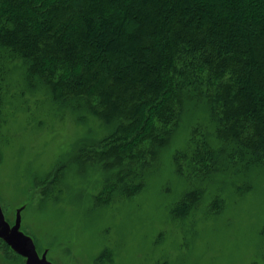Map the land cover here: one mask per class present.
<instances>
[{
  "label": "trees",
  "instance_id": "trees-1",
  "mask_svg": "<svg viewBox=\"0 0 264 264\" xmlns=\"http://www.w3.org/2000/svg\"><path fill=\"white\" fill-rule=\"evenodd\" d=\"M15 64L109 130L78 154L109 172L103 195L140 191L199 108L208 126H191L173 155L189 181L177 215L200 203L218 156L231 168L264 163V0H0V106Z\"/></svg>",
  "mask_w": 264,
  "mask_h": 264
},
{
  "label": "rangeland",
  "instance_id": "rangeland-1",
  "mask_svg": "<svg viewBox=\"0 0 264 264\" xmlns=\"http://www.w3.org/2000/svg\"><path fill=\"white\" fill-rule=\"evenodd\" d=\"M1 102L0 239L9 249L0 264H264V163L231 168L218 156L200 203L185 216L173 210L189 189L173 155L191 126H208L200 108L184 114L140 191L107 196L109 172L78 155L109 131L95 117L55 104L19 64ZM215 196L222 206L211 211Z\"/></svg>",
  "mask_w": 264,
  "mask_h": 264
},
{
  "label": "flooded vegetation",
  "instance_id": "flooded-vegetation-1",
  "mask_svg": "<svg viewBox=\"0 0 264 264\" xmlns=\"http://www.w3.org/2000/svg\"><path fill=\"white\" fill-rule=\"evenodd\" d=\"M0 226H2V225H0ZM5 235H6V237H5V239L4 240H8L9 242H10V233H9V231L7 232L6 231V233H5ZM1 236V235H0ZM12 245V244H11ZM8 249H9V246L7 245V243H5L4 241H2L1 239H0V250L4 253V254H6L7 253V251H8ZM15 252V251H14Z\"/></svg>",
  "mask_w": 264,
  "mask_h": 264
},
{
  "label": "water",
  "instance_id": "water-1",
  "mask_svg": "<svg viewBox=\"0 0 264 264\" xmlns=\"http://www.w3.org/2000/svg\"><path fill=\"white\" fill-rule=\"evenodd\" d=\"M33 264H36L35 261H34V259H33Z\"/></svg>",
  "mask_w": 264,
  "mask_h": 264
}]
</instances>
